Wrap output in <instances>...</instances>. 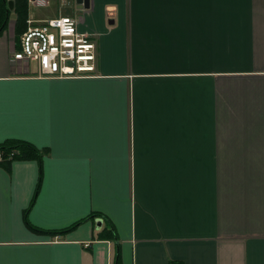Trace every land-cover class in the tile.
<instances>
[{"label": "crops", "instance_id": "0c3cea01", "mask_svg": "<svg viewBox=\"0 0 264 264\" xmlns=\"http://www.w3.org/2000/svg\"><path fill=\"white\" fill-rule=\"evenodd\" d=\"M9 1L0 143L44 152L0 164V264H264V0H26L18 28ZM61 15L94 76L11 60L27 20Z\"/></svg>", "mask_w": 264, "mask_h": 264}, {"label": "built area", "instance_id": "2783aa9c", "mask_svg": "<svg viewBox=\"0 0 264 264\" xmlns=\"http://www.w3.org/2000/svg\"><path fill=\"white\" fill-rule=\"evenodd\" d=\"M78 20L61 15L34 23L27 20L19 49L11 60L29 73L34 63L37 76L84 78L95 75L96 45L91 36L78 31Z\"/></svg>", "mask_w": 264, "mask_h": 264}, {"label": "trees", "instance_id": "16d2710c", "mask_svg": "<svg viewBox=\"0 0 264 264\" xmlns=\"http://www.w3.org/2000/svg\"><path fill=\"white\" fill-rule=\"evenodd\" d=\"M9 0H0V31L5 27L10 12V7L8 4ZM14 10L17 13L16 27L25 24L26 19V0H13ZM25 26V25H24ZM44 150H39L32 144L17 140V139H7L0 143V164L8 165L13 160H30L36 159L41 161L42 153ZM34 200V199H33ZM33 202V201H32ZM34 229V228H33ZM67 229L54 230L49 233L51 234H63ZM114 230L104 229L100 232L101 237H114ZM113 264H119L117 254L115 256ZM169 264H182L179 261H170Z\"/></svg>", "mask_w": 264, "mask_h": 264}, {"label": "rangeland", "instance_id": "374dc122", "mask_svg": "<svg viewBox=\"0 0 264 264\" xmlns=\"http://www.w3.org/2000/svg\"><path fill=\"white\" fill-rule=\"evenodd\" d=\"M54 3H50L48 6H37L36 3H31L30 4V14L32 13L33 17H42V16H54L56 15V7L55 5H53ZM65 9V8H64ZM61 14H71L70 12H61ZM34 67V63L30 64V69L33 70Z\"/></svg>", "mask_w": 264, "mask_h": 264}, {"label": "water", "instance_id": "95a60500", "mask_svg": "<svg viewBox=\"0 0 264 264\" xmlns=\"http://www.w3.org/2000/svg\"><path fill=\"white\" fill-rule=\"evenodd\" d=\"M76 3L79 4L82 8H88L90 6V0H76ZM10 8L12 7V2H8Z\"/></svg>", "mask_w": 264, "mask_h": 264}]
</instances>
